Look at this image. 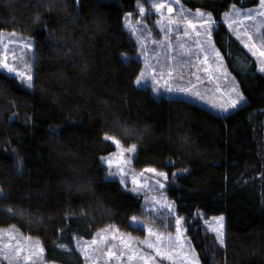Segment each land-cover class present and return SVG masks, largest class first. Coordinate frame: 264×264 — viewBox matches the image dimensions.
Returning <instances> with one entry per match:
<instances>
[{
	"label": "trees",
	"instance_id": "trees-1",
	"mask_svg": "<svg viewBox=\"0 0 264 264\" xmlns=\"http://www.w3.org/2000/svg\"><path fill=\"white\" fill-rule=\"evenodd\" d=\"M137 1L0 0V34L33 41L30 90L0 72V229L37 239L57 264L83 263L75 237L106 227L143 236L130 224L139 198L100 163L111 137L136 147L134 169L166 174L201 264H264V76L221 23L258 0H183L217 22L215 44L244 99L226 116L135 86L141 63L122 20ZM201 214L224 217L222 243Z\"/></svg>",
	"mask_w": 264,
	"mask_h": 264
},
{
	"label": "rangeland",
	"instance_id": "rangeland-1",
	"mask_svg": "<svg viewBox=\"0 0 264 264\" xmlns=\"http://www.w3.org/2000/svg\"><path fill=\"white\" fill-rule=\"evenodd\" d=\"M221 23L230 38L254 59L257 71L264 76V4L261 0L254 7H230L221 15ZM122 24L136 48L133 57L141 63L134 82L137 88H149L155 99H181L220 116L243 104L236 80L215 44L214 32L218 28L211 13L192 10L183 0H138L135 12L126 13ZM29 42L30 47H26ZM32 59L31 37L0 34V72L29 90L32 86L28 87L26 77L33 76ZM5 63L12 72L3 67ZM106 140L114 147L113 152L100 158L106 179L118 181L122 188L139 198L142 215L131 219L130 224L143 229L144 235L131 236L106 227L89 241L75 237L74 248L82 264H201L187 235L184 217L167 197L166 174L159 177L145 171L149 168L134 169L132 157L136 147L134 152H129L133 146L124 147L114 143L115 139ZM202 216L207 232L222 243L220 232L224 234V217L204 219ZM0 264L57 263L45 259V251L37 239L7 228L0 229Z\"/></svg>",
	"mask_w": 264,
	"mask_h": 264
},
{
	"label": "snow or ice",
	"instance_id": "snow-or-ice-1",
	"mask_svg": "<svg viewBox=\"0 0 264 264\" xmlns=\"http://www.w3.org/2000/svg\"><path fill=\"white\" fill-rule=\"evenodd\" d=\"M261 3L264 4V0H261ZM161 7H162V5H161ZM169 11H171V9H169ZM141 12H143V10H141ZM26 47H30V42H29L28 45H26ZM262 55H264V53H262ZM3 67H4V68H7L9 72H12V71H13V69L10 68V67L8 66L7 63H5V64L3 65ZM262 71H264V69H262ZM20 75H21L22 78H24V74H23V73H20ZM26 79H27V81H28V87H31V86H32V85H31V80H32L31 75H30V74L27 75ZM241 99H243V97H241ZM235 106H236V105H235V103H234V104H233V107H235ZM106 139L111 140L112 138H111V137H106ZM113 142H114V143H119L118 141H113ZM128 151H129V152H134V151H135V146H133L132 148H129ZM121 155H123V152L121 153ZM134 158H135V157L133 156L132 159H134ZM108 163L111 164V161H108ZM145 171H147V172H151V173H154L156 176H159V177H164V176H165V173H163V172H156V170H155V169H152V168L146 169ZM122 182H123V181H122ZM133 183L135 184V183H137V182H136L135 180H133ZM141 187H142V186H141ZM160 187L163 188L164 185L161 184ZM134 219H135V218H134ZM222 220H223L222 217L219 218V221L222 222ZM179 223H180V221L177 220V224H179ZM222 227H223V225H222V223H221V228H222ZM222 237H223V232L221 231V232H220L221 242H222ZM42 251H43V250L41 249V252H42Z\"/></svg>",
	"mask_w": 264,
	"mask_h": 264
}]
</instances>
